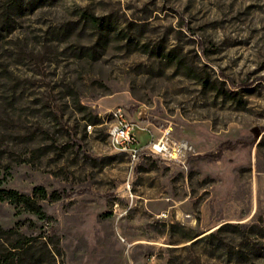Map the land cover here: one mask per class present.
<instances>
[{"label": "rangeland", "instance_id": "374dc122", "mask_svg": "<svg viewBox=\"0 0 264 264\" xmlns=\"http://www.w3.org/2000/svg\"><path fill=\"white\" fill-rule=\"evenodd\" d=\"M9 1L0 0V187L42 210L0 201V255L264 264V0ZM118 110L149 140L168 131L197 155L186 167L133 162L109 142ZM225 223L238 226L232 255L189 241Z\"/></svg>", "mask_w": 264, "mask_h": 264}, {"label": "built area", "instance_id": "2783aa9c", "mask_svg": "<svg viewBox=\"0 0 264 264\" xmlns=\"http://www.w3.org/2000/svg\"><path fill=\"white\" fill-rule=\"evenodd\" d=\"M114 122L109 129V142L117 150L127 152L133 162H139L144 156H156L169 162L187 166V160L197 155V150L188 139H175L166 131L159 139H150L143 143L137 136V130H145L137 123L123 117L121 111L113 112ZM154 257H151V261Z\"/></svg>", "mask_w": 264, "mask_h": 264}, {"label": "trees", "instance_id": "16d2710c", "mask_svg": "<svg viewBox=\"0 0 264 264\" xmlns=\"http://www.w3.org/2000/svg\"><path fill=\"white\" fill-rule=\"evenodd\" d=\"M23 0H10L8 8L9 9H15L16 7L19 6L20 2ZM93 23L96 26H102V21H100L98 18H93ZM0 186H1V180H0ZM34 194L40 197H46L47 196V191L44 187H36L34 189ZM54 199H57L58 197L56 196V193L52 195ZM11 201L14 202L18 205H23L26 209L31 211L32 213H40L42 210V207L38 204L36 200H34L32 197L21 194L15 190H6L0 187V201ZM174 227V226H172ZM233 227H238L235 226L232 223H225L219 226L216 230L211 231L205 235L203 234H195L191 235L189 237V241H193L194 239L198 238L197 241H202V242H207L210 244H215L217 248L222 249L225 251V254L232 255L233 253V248L228 246V243H226L227 238L229 234H232L233 232L230 230V228ZM182 229H184L182 227ZM203 235V236H202ZM201 236V237H200ZM192 245L194 242L191 243ZM16 258L12 255V252L6 255H0V264H15Z\"/></svg>", "mask_w": 264, "mask_h": 264}, {"label": "crops", "instance_id": "0c3cea01", "mask_svg": "<svg viewBox=\"0 0 264 264\" xmlns=\"http://www.w3.org/2000/svg\"><path fill=\"white\" fill-rule=\"evenodd\" d=\"M140 134V135H139ZM147 134V136H148V133H147V131L146 130H139L138 131V135L139 136H143V135H146ZM139 136H138V138H139ZM140 139V138H139ZM140 141H141V139H140ZM149 141V136H148V138L146 139V140H143V141H141V142H143V143H146V142H148Z\"/></svg>", "mask_w": 264, "mask_h": 264}]
</instances>
